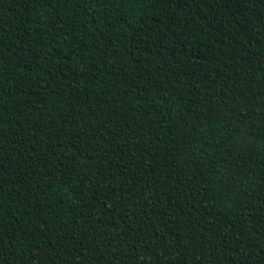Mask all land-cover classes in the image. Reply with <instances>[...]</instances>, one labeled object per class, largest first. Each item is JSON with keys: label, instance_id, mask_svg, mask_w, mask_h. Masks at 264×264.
Wrapping results in <instances>:
<instances>
[{"label": "trees", "instance_id": "16d2710c", "mask_svg": "<svg viewBox=\"0 0 264 264\" xmlns=\"http://www.w3.org/2000/svg\"><path fill=\"white\" fill-rule=\"evenodd\" d=\"M0 264H264V0H0Z\"/></svg>", "mask_w": 264, "mask_h": 264}]
</instances>
